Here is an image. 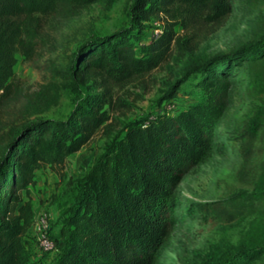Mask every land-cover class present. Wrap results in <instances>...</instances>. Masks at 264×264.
Returning a JSON list of instances; mask_svg holds the SVG:
<instances>
[{"label":"trees","instance_id":"1","mask_svg":"<svg viewBox=\"0 0 264 264\" xmlns=\"http://www.w3.org/2000/svg\"><path fill=\"white\" fill-rule=\"evenodd\" d=\"M98 1L0 0V107L22 94L29 118L58 104L60 83L99 90L84 97L66 120L37 118L7 135L0 156V264H29L24 239L35 213L22 193H28L37 169L60 175L67 159L109 126L114 108L110 84L129 83L171 59L181 65L197 46V33L220 27L238 0H135L134 27L83 45L65 69L48 67L51 81L23 94L12 81L15 54L32 60L48 45L42 18L70 19ZM156 18L163 22L162 32L143 44L144 24ZM176 26L184 34H177ZM242 60H264V36L200 65L199 101L175 114L127 126L114 150L99 157L81 180L75 205L54 238L59 251L55 264H158L176 225L179 200L174 189L187 171L215 154L214 129L230 98L228 70H238L240 63L232 69L231 62ZM178 88L167 97L176 96ZM257 133L258 124H253L237 137L242 182L257 170L264 176V160L258 167L252 164ZM263 134L264 129L259 136ZM198 208L205 219L233 222L263 214L264 197L240 194Z\"/></svg>","mask_w":264,"mask_h":264},{"label":"rangeland","instance_id":"2","mask_svg":"<svg viewBox=\"0 0 264 264\" xmlns=\"http://www.w3.org/2000/svg\"><path fill=\"white\" fill-rule=\"evenodd\" d=\"M134 1L99 0L70 19L42 18L48 45L32 60H26L19 52L15 54L13 83L23 94L37 91L51 81L50 65L65 69L81 54L83 45L134 27ZM144 27L142 43L146 44L160 35L163 22L152 19ZM175 31L180 35L185 32L180 26ZM263 36L264 0H238L220 27L207 26L197 33V46L181 65L171 59L129 83L110 84L114 108L109 126L71 155L60 175L48 168L37 169L28 193H22L30 199L35 219L47 217V238L54 242L75 205L81 180L99 157L114 150L129 124L155 120L163 113L175 114L199 101L202 98L196 86L202 77L197 72L199 66L213 57H228ZM237 63H240L238 70H228L232 81L230 98L219 126L214 129L215 154L207 163L187 171L175 187L179 200L176 225L170 243L159 253L158 264H264V213L224 222L205 219L198 208V204L223 202L240 194L264 197V176L258 170L240 181L238 171L242 164L235 152L240 133L258 124L252 164L258 167L264 160V134L259 136L264 129V60L231 62V68L236 69L233 65ZM59 86L58 104L44 114L25 117L22 94L0 107V156L10 130L37 118L66 120L84 97L99 91H89L83 86L65 87L61 83ZM176 86L179 87L176 96L169 99L168 91ZM24 243L29 264L56 263L59 252L56 246L44 251L31 227Z\"/></svg>","mask_w":264,"mask_h":264},{"label":"built area","instance_id":"3","mask_svg":"<svg viewBox=\"0 0 264 264\" xmlns=\"http://www.w3.org/2000/svg\"><path fill=\"white\" fill-rule=\"evenodd\" d=\"M48 222L47 217L42 215L35 219L32 230L35 235L36 241L43 248L44 251L53 250L54 242L47 238Z\"/></svg>","mask_w":264,"mask_h":264},{"label":"crops","instance_id":"4","mask_svg":"<svg viewBox=\"0 0 264 264\" xmlns=\"http://www.w3.org/2000/svg\"><path fill=\"white\" fill-rule=\"evenodd\" d=\"M27 239V238H26Z\"/></svg>","mask_w":264,"mask_h":264}]
</instances>
